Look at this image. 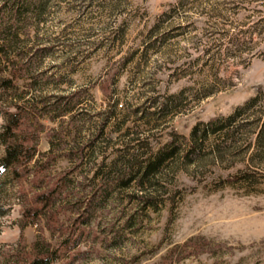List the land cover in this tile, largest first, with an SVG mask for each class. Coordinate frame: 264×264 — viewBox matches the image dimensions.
Segmentation results:
<instances>
[{
  "label": "rangeland",
  "instance_id": "rangeland-1",
  "mask_svg": "<svg viewBox=\"0 0 264 264\" xmlns=\"http://www.w3.org/2000/svg\"><path fill=\"white\" fill-rule=\"evenodd\" d=\"M40 1L1 65H24L16 93L38 115L34 157L53 156L41 189L66 174L55 223L73 224V237L82 231L49 264H264V140L255 124L262 109L264 117V0ZM72 94L80 103L70 113L47 111ZM231 114L226 133L209 131L193 146L195 125ZM165 149L144 186L119 181L125 164ZM96 172L109 192L77 226L74 195L96 188ZM5 180L0 264H23L17 253L27 260L43 243L58 246L65 227H49L43 213L23 220L18 189L27 198L38 190L27 178L14 188Z\"/></svg>",
  "mask_w": 264,
  "mask_h": 264
},
{
  "label": "trees",
  "instance_id": "trees-1",
  "mask_svg": "<svg viewBox=\"0 0 264 264\" xmlns=\"http://www.w3.org/2000/svg\"><path fill=\"white\" fill-rule=\"evenodd\" d=\"M41 5L40 0H0V106H2L0 114L3 118V124L0 127V145L3 147L2 153H0V198L5 196V178H7L9 185L13 188L23 178H27L30 185L38 191L27 198L25 189H18L19 196L22 200L21 215L23 216V220L34 221V218L38 214L43 213L49 227H65L63 230L61 229L65 233V236L58 246L51 247L48 243H43V248L39 250L36 249V252L27 260L23 259L21 255L17 253L15 255L17 262H23V264H49L52 260L59 258L62 249L65 250L74 245L82 234V231L79 230L78 236L73 237V234L76 232L73 224L64 226L62 224L56 225L55 223V212L57 209H54L53 204L62 197L63 192L68 188L66 174L62 177H58V179L50 185L49 189H41L44 178L39 172L50 163L53 156H49V158L47 155L46 160L41 162H39L40 159L37 160L34 157L36 153H40L37 149L38 115L31 109L32 105L35 106L34 104L27 107L18 103L24 96L16 93V82L25 71L24 65L20 66L17 65V63H12L11 67L7 65L8 67H6V69H3L1 65L3 62L2 60L8 58L6 57L4 48L12 45L18 39V31L22 29L19 28V26L24 22L27 12H36ZM4 70H7L6 74ZM101 87L105 92H108L105 83L102 84ZM9 91H12L13 95H8L7 92ZM256 99V97L251 98L244 106L237 109V113L255 104ZM79 103V96L75 94L69 97L60 96L53 101L47 111L54 114L52 115L53 117L62 116L66 113H70ZM11 106L14 109H11ZM43 106L45 105L43 104ZM111 112L112 111L109 113ZM260 113H263V109L259 111L258 115L255 117V124L259 123L261 120L259 130L256 134L258 142L264 140V117L261 118L262 115H260ZM235 114H231L221 120L220 118L213 119L207 122L201 129L198 128V125H195L190 134L193 146L198 138L202 140L209 131L221 132V130H223L224 133H226L228 131L227 126ZM101 130L102 129H100V132ZM171 152V149H165L157 153L153 158L147 159L145 164H138L135 166L132 163L125 164L127 172L125 174L123 173L124 177L120 178L119 181L137 178L139 184L144 186L148 180V175L155 173L157 167ZM127 160L129 161V159ZM125 171L126 170H124V172ZM95 176H100L101 178L99 183L96 184V188H90L84 197L83 195H74L75 201H73L70 208L77 213V217L74 219L75 221L72 220L71 223L76 222L77 226L88 221L91 210L97 206L109 192V183L107 182L106 176L102 174L99 175L97 172ZM4 212H7V209H3L2 213Z\"/></svg>",
  "mask_w": 264,
  "mask_h": 264
}]
</instances>
